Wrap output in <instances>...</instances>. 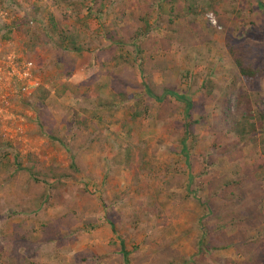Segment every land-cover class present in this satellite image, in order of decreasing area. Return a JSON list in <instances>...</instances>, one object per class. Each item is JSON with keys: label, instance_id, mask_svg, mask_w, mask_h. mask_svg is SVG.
Here are the masks:
<instances>
[{"label": "rangeland", "instance_id": "obj_1", "mask_svg": "<svg viewBox=\"0 0 264 264\" xmlns=\"http://www.w3.org/2000/svg\"><path fill=\"white\" fill-rule=\"evenodd\" d=\"M188 2L194 19L185 15ZM17 3L31 12V26L22 17L11 35L31 41L43 82L13 125L0 127V264H125L122 251L127 264H264V123L244 143L221 122L224 107L238 116L239 100L264 113V76L244 83L224 46L230 33L264 48V0H177L172 8L164 0ZM145 22L144 76L156 94L171 88L193 103L187 159L178 153L183 106L147 98L130 43L105 38L114 32L121 41ZM71 43L80 52L66 49ZM245 170L258 184L249 195L230 196L241 190L235 185L213 194L228 211L246 208L243 218L257 208L263 221L240 236L236 225L226 228L224 241L238 252L234 245L198 251L202 203L213 208L203 173L237 183ZM248 236L255 242L244 246Z\"/></svg>", "mask_w": 264, "mask_h": 264}, {"label": "trees", "instance_id": "obj_2", "mask_svg": "<svg viewBox=\"0 0 264 264\" xmlns=\"http://www.w3.org/2000/svg\"><path fill=\"white\" fill-rule=\"evenodd\" d=\"M167 4L170 5V7H174L175 2L177 0H164ZM183 5V3H182ZM181 5V6H182ZM170 8L169 15L167 17H172L173 15H170L172 13V9ZM195 4L189 3L186 7V13L185 15L191 16L193 19L196 17L197 12L195 11ZM181 10L179 9V12ZM31 18V17H30ZM169 19V18H168ZM184 24V23H183ZM191 25V24H190ZM147 26V27H146ZM177 31V30H176ZM149 33L148 25L145 22V27L141 30L137 28L133 33L129 32H123V36L120 40L114 41V32H108V36L106 35L105 38L112 40V42H115V46H123L125 43H130L132 46V52H133V58H132V64L131 66H134L139 74V82L138 85L140 88L143 89L144 94L147 96V98H150L154 102H161L163 100H166L167 97L173 98L175 101L180 103L183 106V117L185 119L183 123V132L180 134L179 142H180V149L178 150V153H180L181 156L184 157V159L188 158L187 153V146L186 141L187 139L193 134V126L195 125V120L190 119V109L193 107L192 101L187 97L185 94H180L176 91H174L171 88H164L162 89L158 94L155 93V86L152 85L148 81V79L144 76L143 70L140 67L141 66V59L140 55L144 52V47L146 45V41L141 39L140 36L147 35ZM114 38V39H113ZM224 46L226 49V52L233 63L235 69L237 70L238 77L244 82V83H250L258 78L264 76V48H257L253 45L247 43V42H239L236 41L234 38H232V35L230 33H227L224 38ZM70 51H73L75 53L80 52V47L76 46L74 43H71L68 48H66ZM28 59H31L34 63V57H31L28 55ZM106 58H110L113 61H117L118 59H121V57L116 56L113 53H108ZM123 63H126V61L123 59ZM63 63V60L61 61ZM35 70L39 74L41 70V66L35 63ZM109 75L114 77V73L107 72ZM43 82V80H41ZM40 89L38 87L36 90ZM45 90H41L42 92ZM43 92V93H44ZM48 93L43 95V99L47 96ZM147 106H144L143 109L146 110ZM143 112L141 108L136 109L135 114H140ZM223 115L221 117V122L225 124L227 127L228 132H233V134L237 137L238 140H243L244 143L247 142L246 140L251 138L252 135H254L259 128L261 127V124L264 123V113L263 111H258L255 113L250 105V102L247 100L244 101V103H241L240 100L237 103V114L238 116L235 118H231L229 116V110L224 107ZM264 143V134L263 138L261 139ZM227 148H225L226 150ZM75 162L71 158L70 162V168L72 171L75 169ZM259 167H263L262 164H258L254 169H258ZM75 171V170H74ZM252 171V169L248 170ZM244 177L240 178L237 183L235 181H230L227 178H215L213 175H209L208 172H204L203 175H205V178L202 180L204 184H206L207 189L209 190L208 199L211 200L213 204V208L209 207L206 203H202V207L205 210L204 218H206L207 221H204L200 224L201 229V236L200 239L197 241V250L200 252H213L217 250L224 249L228 247L229 245H234V248L236 249L235 252H238L240 246L238 244H233L232 242H225V236H227L226 228L229 225H236L237 231L239 233L238 236H240V231L242 232L241 235L248 234L256 229V227L263 221L257 220L256 216L259 211H257V208L254 213H252L249 218H243L244 215L247 216L246 208H241L240 210H231L228 211L220 206L219 199L217 197V194H213V191L216 190H222L225 192L229 187L232 188L234 185L235 187L241 188L239 192H230V196L235 197H241L242 195H249L253 189H256V184L254 182L253 176L245 170ZM55 177V175H53ZM56 179L60 180L61 178H64L62 174H56ZM36 181V180H34ZM194 176L189 175L187 184L188 187L193 183ZM201 181L198 183L200 185ZM234 187V189H235ZM249 188L248 191L245 188ZM191 193V192H190ZM197 194V189L193 192V195ZM258 203L261 199H257ZM200 202V201H199ZM257 207V205H256ZM209 220H214L215 227H210L208 224ZM245 233V234H244ZM254 237H247L245 242L243 243L244 246L246 245H253L255 242V239H250ZM241 252V251H239ZM124 256V262L127 264V252H121Z\"/></svg>", "mask_w": 264, "mask_h": 264}, {"label": "built area", "instance_id": "obj_3", "mask_svg": "<svg viewBox=\"0 0 264 264\" xmlns=\"http://www.w3.org/2000/svg\"><path fill=\"white\" fill-rule=\"evenodd\" d=\"M20 1L0 0V127L3 129L13 125L8 123L16 117L14 112L21 110L22 104L29 103L36 89L42 86L35 63L21 53L17 40L11 35L26 13L25 10H16L17 2ZM207 17L215 26L213 14L209 13ZM27 23V26H31L30 17ZM17 133L18 141L21 142L23 133L16 130L14 136Z\"/></svg>", "mask_w": 264, "mask_h": 264}, {"label": "crops", "instance_id": "obj_4", "mask_svg": "<svg viewBox=\"0 0 264 264\" xmlns=\"http://www.w3.org/2000/svg\"><path fill=\"white\" fill-rule=\"evenodd\" d=\"M24 17H27V18L31 17V12L29 11L26 15L24 14ZM15 37H18L16 42L18 43V46H19L18 49L21 50V53L26 57H28V55L31 57V52H30L31 41L28 40V38L26 39L23 38V36H15Z\"/></svg>", "mask_w": 264, "mask_h": 264}]
</instances>
